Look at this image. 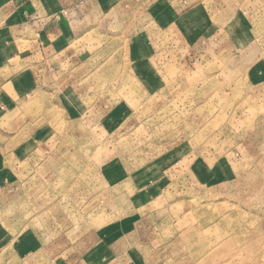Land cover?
Listing matches in <instances>:
<instances>
[{"label": "rangeland", "instance_id": "rangeland-1", "mask_svg": "<svg viewBox=\"0 0 264 264\" xmlns=\"http://www.w3.org/2000/svg\"><path fill=\"white\" fill-rule=\"evenodd\" d=\"M56 15L9 42L0 264H264V0Z\"/></svg>", "mask_w": 264, "mask_h": 264}, {"label": "crops", "instance_id": "crops-1", "mask_svg": "<svg viewBox=\"0 0 264 264\" xmlns=\"http://www.w3.org/2000/svg\"><path fill=\"white\" fill-rule=\"evenodd\" d=\"M47 1L49 4L45 7L42 2L40 6L36 0L35 12L32 11L35 14L29 13L30 17L28 19V11L26 7H23V2L0 0V113H3L9 105L11 106L16 102L20 96L19 94L25 90L29 81L27 76H24L20 70H15V65L10 61L15 58V55L8 51L10 38L26 40V34H39L40 31H43V35L55 34L59 29L60 24L56 14L65 0ZM43 9H47L48 12L43 13L41 11L42 14L37 12ZM16 47L15 53L20 51L19 44Z\"/></svg>", "mask_w": 264, "mask_h": 264}]
</instances>
